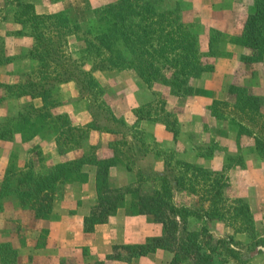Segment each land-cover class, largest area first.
Here are the masks:
<instances>
[{"label": "rangeland", "instance_id": "rangeland-1", "mask_svg": "<svg viewBox=\"0 0 264 264\" xmlns=\"http://www.w3.org/2000/svg\"><path fill=\"white\" fill-rule=\"evenodd\" d=\"M119 1L0 0V52L11 58L8 64L0 65V128L6 129L0 134L3 135V139H0V231L12 232L9 237L0 239L4 242L0 244L1 264H25L19 261L20 252L16 244L23 241L22 235L25 238L28 234L33 235V229L37 225L33 220L34 214L22 206L21 199L16 193L20 176L28 171H33L39 176L46 175L59 163L73 161L86 153H92L100 158L111 157L113 150L110 143L115 141H134L140 149L147 151V166H152L157 171L169 165L177 174L188 179L195 177V190L188 186L182 192H177L174 197L176 204L200 211V216L190 218V229L201 231L204 248L211 254L215 264H249L254 253L247 257L249 260L244 258L242 261L235 258L234 252L229 250L226 244L219 243L233 236L238 242L244 240L245 242L242 243L246 245L247 238L237 236L228 227L226 219L220 216L208 219L204 217L205 211L213 210L211 202L208 201L213 194H210V188L205 186L202 181L204 177L200 173H195L192 169L188 171L182 164L187 163L204 168L199 162L194 163L195 153L193 152H196L197 157L205 160L212 156L217 158L220 165L222 164L220 166L222 169L218 171L229 167L224 171V181L229 183V187L224 191V197L231 200L241 198L249 204L248 195L261 190L262 176L256 169L264 171V158L257 155L252 137L255 134L258 137H264V60L255 64L245 63L243 57L254 54V51L232 43L234 37L243 34L246 20L255 12V0H144L159 11L170 13L172 15L170 22L182 23L193 31L199 58L205 69L213 67V72L221 59L229 58L230 55L238 57V81L233 86H243L246 81L251 94L259 98L261 107L256 121H250L247 118L242 121L247 130L241 137L240 143H236L231 148L224 147L220 135L214 133L209 135L207 131L205 133L206 120L192 118L180 104L176 103L177 99L173 98H167L166 111L171 114L174 128L179 132L175 142L169 143L164 138L159 139L148 134L141 126L142 121L137 122L135 111L144 108L146 104L158 102L161 97L165 98L166 90L159 84L149 88L140 80L133 68L119 71L104 67L103 70L93 71V66L85 65L82 59L84 42L79 38L66 36L56 39L52 45L53 52H57L60 61L65 63L64 67L57 68L59 78L66 77L67 70H73L72 73L84 78V89H81L84 94L75 82L58 83L53 90L52 100L49 99L51 105L54 103L56 107L38 120L34 118L37 128L40 129L37 136L31 140H25L22 137V131H18V120L14 119L18 118L20 113H27L43 106L39 99L19 97L14 94L21 87H27L31 82L39 81L33 77L39 64L29 54L34 40L29 30H22V24L15 22L14 13L20 6L19 2L33 5L39 14H53L61 10L75 11L84 26L88 24L97 31L99 24L95 20L89 22L90 14L100 6L116 4ZM21 31H24L22 36ZM79 36L82 38L81 34ZM233 46H238L242 52L233 53L231 51ZM123 51L130 59L132 55ZM90 72L95 84L88 88L84 75ZM83 73L84 75H81ZM210 73L211 71L203 75ZM255 85L263 88L260 96L257 95ZM86 87L87 90H85ZM191 97L193 95L187 98ZM145 99L149 102H143ZM224 102H227L228 106L214 102L208 109L210 112L211 108L218 110L224 115V118L218 120L221 129L239 132L240 118L234 113L235 97L231 95L230 99ZM91 111L95 112L96 120L91 116ZM110 117L124 122L125 127L120 124L115 126L108 121L107 118ZM182 121L185 122L182 123ZM147 122L164 125L157 121L148 120ZM93 124L100 127L111 125L125 133L109 134L104 130H95ZM192 147L195 149H191ZM137 165L139 166L140 163ZM85 169L88 172L91 169L96 171L95 167H85ZM111 178L116 185H127L135 181L134 176L118 169L111 172ZM151 184L155 185V182ZM82 185L66 184L59 188L55 193L53 211L56 207H60L67 197L79 192ZM94 203L95 201L89 204V210ZM230 205L231 202H227L225 207ZM259 221L258 219L256 222L257 228L263 233L264 229ZM227 228L231 231L229 235ZM29 229L31 233H26ZM39 235L38 245L44 244L48 231L41 229ZM118 252L125 258L128 257L126 252L122 250ZM83 254L84 257L89 256L87 251ZM58 264L85 263L83 260H78L76 256H71L59 258ZM89 264L103 263L92 259Z\"/></svg>", "mask_w": 264, "mask_h": 264}, {"label": "trees", "instance_id": "trees-1", "mask_svg": "<svg viewBox=\"0 0 264 264\" xmlns=\"http://www.w3.org/2000/svg\"><path fill=\"white\" fill-rule=\"evenodd\" d=\"M255 3V12L246 20L243 34L232 39L233 44L254 51V54L243 57V61L248 64L264 60V0H255ZM19 5L14 13L15 22L22 24V30H29L34 40L29 54L39 64L33 76L39 81L21 87L14 94L39 99L43 103V106L20 113L14 119L18 120V131H22L25 140L35 138L40 132L34 118L38 120L56 107L54 103L51 105L49 99L52 100L53 90L58 83L75 82L80 90L84 89V78L72 73L73 70H67L66 77L59 78L57 68L64 67L65 63L60 61L57 52H53L52 45L60 37H75L84 42L82 59L85 65L93 66V71L103 70L104 67L119 71L133 68L149 88H153L155 84L161 85L167 92L166 97L136 110V119L139 123L143 120L161 122L176 134L178 131L174 128L171 114L166 111L167 98L192 96L193 81L213 70V67L205 69L201 62L193 31L182 23L170 22V13L161 12L144 0H120L116 4L94 9L88 19L89 22L97 21V31L88 24L84 26L75 11L39 14L31 4L19 2ZM20 34L24 35V31ZM123 50L132 55L130 59ZM10 61L11 58L0 52V65H6ZM84 77L88 88L95 84L91 72ZM81 92L83 93L82 90ZM230 94L235 97L234 113L241 122L238 123L240 129L237 138L240 143L247 130L242 121L246 118L256 121L261 107L260 100L243 86H231ZM215 104L228 106L227 102L216 101ZM211 114L218 120L224 118L220 111L212 108ZM249 115L253 117H247ZM91 116L96 120L94 111H91ZM107 119L115 126L120 124L125 127V123L119 122L115 117ZM92 126L95 130H104L113 135L125 133L111 125ZM5 131L4 127L0 128V134ZM252 138L257 155L264 158V137L255 135ZM0 139H3V135H0ZM137 145L134 141H115L110 143L113 150L111 157L100 158L86 153L73 161L59 163L46 175L39 176L33 171L23 173L16 190L22 206L28 208L36 219H49L55 193L59 188L66 184L87 183L89 172L85 167H95L97 198L84 219L86 233H92L97 225L107 223L121 208L126 209L130 216H146L162 228L160 236L149 238L143 244L115 246L107 260L131 261L164 250L171 254L169 264H214L211 254L204 248L201 231L189 227L190 218L200 216V211L174 202L177 192H182L188 186L195 188V177L188 179L177 174L169 165L158 171L147 166L148 153ZM182 165L188 171L192 169L193 172L200 173L204 177L202 181L205 186L213 194L208 200L213 210L205 211L204 217L208 219L220 216L226 219L228 227L235 234H245L250 241V245H245L230 236L219 243L226 244L234 252L235 258L242 261L255 253L259 246L264 247L263 233L257 228L249 205L241 198L231 200L224 197V191L229 187V183L224 181V171L229 167L222 171H212L187 163ZM112 169L134 176L135 181L124 186L114 184L110 176ZM153 182L155 185L151 184ZM227 202H231L230 207H225ZM119 250L126 252L128 257L125 258Z\"/></svg>", "mask_w": 264, "mask_h": 264}, {"label": "crops", "instance_id": "crops-1", "mask_svg": "<svg viewBox=\"0 0 264 264\" xmlns=\"http://www.w3.org/2000/svg\"><path fill=\"white\" fill-rule=\"evenodd\" d=\"M231 51L233 53L239 52L240 49L238 46H233ZM238 60L235 55L221 59L213 72L211 71L210 74L203 75L193 81V97L175 98L177 99L176 103L180 104L189 116L206 120L205 133L207 131L209 135L213 133L220 135L226 148H231L238 143V132L221 129L218 119L212 116L208 107L216 101L224 102L230 99V88L238 81ZM247 86L249 84L244 81L243 87ZM255 90H257L259 96L263 92V88L257 85H255ZM143 102L149 101L145 99ZM147 121L143 120L141 126L146 129L145 131L148 134L159 139L164 138L169 143L175 142L179 132L176 134L165 125H156ZM184 122L182 121V123ZM207 142L209 141L207 140ZM193 147L191 149H195ZM193 153H195L193 155L194 163L199 162L205 169L209 170L216 169L218 171L222 169L220 167L222 164L220 165L217 158L212 156L205 160L197 157L196 152ZM255 167L257 166L255 165ZM92 170L89 171L88 182L82 185L79 192L67 197L60 207H56L49 219L39 220L33 218L34 223L37 224L33 229V235L28 234L26 238L22 235L23 241L16 244V248L20 252L19 261L25 262V264H58L59 258L76 256L78 260H83L85 264H89L92 259L103 264H169L167 262H170L171 254L164 250H158L156 253L134 258L131 261L107 260V256L113 253L115 246L143 244L149 238L160 236L162 228L159 224L149 221L146 216H130L126 209L121 208L109 218L107 223L97 225L92 233H86L84 219L89 214V204L97 198L96 171ZM256 170L262 176L263 185L260 186L261 190L258 193L248 195V205L255 221L257 222L259 219L264 229V171L262 172L259 168ZM41 229H46L48 235L44 244L38 245ZM227 229V234H231L229 228ZM26 233H31L30 229ZM10 234H12L11 231H0V239L9 237ZM239 235L246 237V244L250 245L247 235L237 234V236ZM1 242L3 241H0V244ZM84 251H87L89 256L84 257ZM249 264H264V247L259 246L257 248V251L249 260Z\"/></svg>", "mask_w": 264, "mask_h": 264}]
</instances>
